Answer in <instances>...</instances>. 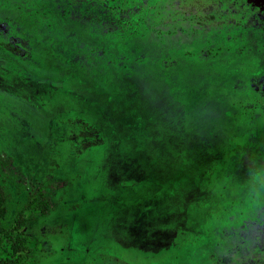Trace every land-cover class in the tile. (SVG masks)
Wrapping results in <instances>:
<instances>
[{
    "label": "rangeland",
    "instance_id": "obj_1",
    "mask_svg": "<svg viewBox=\"0 0 264 264\" xmlns=\"http://www.w3.org/2000/svg\"><path fill=\"white\" fill-rule=\"evenodd\" d=\"M0 155L15 264H264V0H0Z\"/></svg>",
    "mask_w": 264,
    "mask_h": 264
},
{
    "label": "trees",
    "instance_id": "obj_2",
    "mask_svg": "<svg viewBox=\"0 0 264 264\" xmlns=\"http://www.w3.org/2000/svg\"><path fill=\"white\" fill-rule=\"evenodd\" d=\"M0 160H3V155H0ZM9 197L10 193H5V188L0 186V225H8L6 228H0V264L16 263L15 256L23 249L24 244V237L18 230L26 224L27 210L45 211L47 208L45 189L39 185L28 193L25 201L19 208L15 209L13 216L6 223V217H3V214L5 212L9 214L6 203Z\"/></svg>",
    "mask_w": 264,
    "mask_h": 264
},
{
    "label": "crops",
    "instance_id": "obj_3",
    "mask_svg": "<svg viewBox=\"0 0 264 264\" xmlns=\"http://www.w3.org/2000/svg\"><path fill=\"white\" fill-rule=\"evenodd\" d=\"M212 96L213 95L203 96L187 111V115L190 119H195L196 123H200V125L204 126L203 130L209 126L218 128V126L222 125V121L223 124H225L226 120H224V118H229L225 112L227 111V107L231 104L230 97L221 98V96ZM197 115L199 120L195 118ZM204 131L206 132H203L204 134L209 133L208 129Z\"/></svg>",
    "mask_w": 264,
    "mask_h": 264
}]
</instances>
